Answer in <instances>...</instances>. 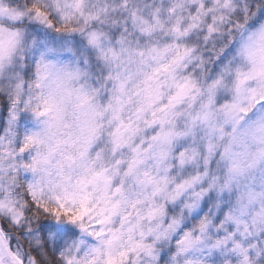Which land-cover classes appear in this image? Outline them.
Here are the masks:
<instances>
[{
	"label": "snow or ice",
	"instance_id": "1",
	"mask_svg": "<svg viewBox=\"0 0 264 264\" xmlns=\"http://www.w3.org/2000/svg\"><path fill=\"white\" fill-rule=\"evenodd\" d=\"M253 7L264 14V0H257L255 5L248 0H191L190 6L186 0H173L163 11L154 8L147 15L134 0H118L114 5H92L89 0H8L7 4L0 3V14H7L16 22L29 18L34 24L57 33L77 31L71 27L77 18L86 28L90 23L108 19L112 13L122 10L142 37L151 38L158 31H167L176 41L141 47L139 41L133 46L122 36L119 51L109 48L106 53L102 52L105 60L115 62L120 69L108 77L115 82L116 94L104 109L105 112H111L112 120L116 122L111 134L113 154L128 147L131 158L127 162L116 160L112 167L99 170L95 169V161H89L82 165L83 172L75 183L70 175L65 174V167L71 168L78 159L83 161L86 158L102 127L95 123V118L103 113L92 108L86 113L81 135L76 141H57L55 147L49 148L47 155L38 153L33 158L31 167L35 171L38 166L50 164L51 157L61 144L76 148L75 155L62 154V160L57 163L56 174L60 179L29 183L26 198L17 200L6 197L0 200V264H137L131 258L139 257L140 254L151 261L158 259L154 252L155 243L169 240L179 228L181 220L173 218L167 227L160 223L153 227L152 222L162 221L167 214L166 203L175 202L186 190L202 180L199 175L177 180L168 174L171 168L167 166V160L173 145L191 131L189 128L177 132L172 126L177 116L175 109L185 99L195 102L199 94V89L190 79L186 78L183 82L176 80V68L186 66L197 50L190 43H214L222 35V28H227L229 24L239 26L241 20L248 19L252 14ZM186 8L188 11L185 15ZM164 12L167 13V20L164 19ZM56 20L60 21L59 26ZM85 39L90 46L100 47L99 32L87 31ZM180 40L188 43L181 44ZM261 63L264 64V59ZM252 76L264 78V67L239 80L232 102L223 104L219 110L212 107L219 82L209 85L207 103L202 104L201 110L192 117L193 126L197 121L209 124L212 131L218 133L217 141L222 142L220 157L228 165V176L223 188L230 187L233 179L264 160V148L256 152H249L246 146L243 151L236 150L241 145L236 134L237 127L244 114L252 105L264 104V85L259 89L242 88ZM165 88H175L172 94L167 95V102L163 91ZM82 102H88L86 95ZM133 104L135 119L129 116L125 120L124 110ZM48 111L50 107H45L44 113ZM220 114L223 122L218 126L212 124ZM149 116L151 119L147 118ZM141 118L148 127H158L159 131L147 141L133 144L140 131ZM229 124L232 126L230 133L225 131V126ZM261 127L264 128V125ZM34 142L35 137H27L21 151ZM261 142L264 143V137H261ZM220 146V143L210 141L207 145L209 157ZM175 151L179 153L176 158L181 168L197 155L195 149L189 152L188 149L180 151L176 148ZM149 160L154 162L152 167H148ZM208 162L206 157L205 164ZM44 170L47 172V168ZM117 177L119 182L115 183ZM128 180L133 181V191H126ZM217 180V177L211 178L209 190L217 185ZM44 183H47V189ZM203 195V192L196 193L197 200ZM259 197H264V193L259 194ZM257 198V194L249 193L248 203L251 204ZM238 204V212L230 211L219 221L217 232L223 231L222 236L214 239L210 236L212 222L207 216L199 221L194 230L182 231V235L176 239L173 264L181 256L189 257L183 264H205V260L191 256L192 253L204 251L225 256L224 264H232L228 256L236 257L235 264H259L260 258L264 257V247L252 243V237L264 231V203L252 216L250 223L244 219L248 205L241 201ZM185 207L193 209L196 205L188 204ZM42 215L54 217L57 224L66 221L68 225L74 226L76 235L70 242H61L58 232L43 230L48 225L41 221ZM117 218L118 226L113 227ZM226 225L232 227L226 229ZM85 236L97 242L89 244ZM149 237L153 243L146 242ZM49 242L52 243L51 248L48 247Z\"/></svg>",
	"mask_w": 264,
	"mask_h": 264
},
{
	"label": "clouds",
	"instance_id": "2",
	"mask_svg": "<svg viewBox=\"0 0 264 264\" xmlns=\"http://www.w3.org/2000/svg\"><path fill=\"white\" fill-rule=\"evenodd\" d=\"M140 5L141 11L147 15L154 8L166 9L173 0H134ZM243 2V0H242ZM255 5L257 0H248ZM7 4L8 0H0ZM92 5H114L118 0H89ZM191 4V0H186ZM188 9H185V15ZM53 11V16L55 17ZM167 20V13L164 12ZM235 20V17L232 18ZM57 25L60 21L56 20ZM71 27L77 31H61L47 29L34 24L29 18L22 22L12 20L7 14H0V98L5 100L7 116L4 124L0 127V200L6 197L14 199L26 198L27 186L37 181L58 180L56 165L62 160L63 155H75L76 148L69 144H61L60 149L51 157L50 164L38 166L33 171L31 165L37 154L47 155L50 147H55L57 141H76L81 135L83 122L87 118L86 113L95 108L103 113L96 116L95 123L101 125L97 138L93 141L86 158L77 160L71 168L65 167L64 172L70 175L75 183L78 176L83 172V164L95 161V169L112 167L116 160L127 162L131 158V150L128 147L120 149L113 154L112 132L116 122L112 120L111 112L104 109L116 94L114 81L108 79L109 75H115L120 70L115 62L105 60L102 52L106 53L109 48L119 51V43L123 36L133 46L139 41L141 47L149 44L176 42L167 31L157 32L153 37H142L131 24L126 12L122 10L112 13L108 19L90 23L85 28L77 18ZM127 29V31L125 30ZM87 31H97L101 34L100 47L90 46L85 39ZM222 35L214 43L205 45L203 42L190 43L197 50L186 66L176 68L175 77L178 82L190 79L199 89L195 102L187 99L179 104L175 112L176 118L172 122L177 132L191 129L189 135L177 140L173 145V151L167 160V166L171 168L168 173L177 180H183L199 175L202 180L186 190L175 202H167V214L163 220L152 222L154 227L157 223L167 227V223L173 218L181 220L177 231L167 241L155 243L154 252L158 257L151 261L149 257L140 254L133 256L137 264H173L172 257L176 253V239L182 235V231L194 230L199 221L208 217L212 222L209 233L214 239L222 236L223 231L217 232L219 221L224 215L238 212L241 201L248 205L244 219L251 222L252 216L257 212L264 197V160L259 161L255 167L249 168L243 175L233 179L230 187L222 185L228 176V165L221 159L222 142L217 141L218 133L213 132L209 124L199 121L192 125V117L201 110V105L208 101V86L219 82L213 99V109L219 110L225 103L232 102L236 95V84L254 70L264 67L261 63L264 59V14H260L255 7L248 19L241 20L239 26L229 24L221 29ZM181 44L188 43L180 40ZM264 85V78L252 76L242 85L243 89H259ZM165 102L167 95L172 94L175 88H165ZM85 95L88 102L83 103ZM50 107V111L44 113V108ZM135 105H129L123 112V118L134 116ZM151 119V117H147ZM223 122L222 114L218 115L211 123L219 125ZM264 104H254L244 114L237 127V136L241 145L237 151H243L244 146L249 152H256L264 148L261 137H264ZM140 131L136 135L133 144L141 140L147 141L159 131L158 127H148L143 118L139 121ZM226 132L232 131V126H225ZM29 136L36 138V142L30 144L21 151ZM227 139V137H226ZM220 143V147L209 157L207 145L209 142ZM180 151L195 149V159L184 167L179 166L177 160ZM99 155V159L97 156ZM208 164H205V158ZM153 161L149 160L148 167H152ZM47 168V172L44 170ZM123 171V165L121 166ZM205 173L207 175L205 176ZM212 177H217V185L209 190V182ZM119 182V177L115 183ZM47 189V183H44ZM133 181L128 180L126 191H133ZM204 195L197 200L196 193ZM249 193H255L258 198L251 204L248 203ZM160 202L164 203L163 200ZM188 204L196 207L189 209ZM205 204L207 205L205 208ZM41 221L48 225L44 231L52 230L59 233L58 239L71 241L76 235L74 226L66 221L59 224L52 216H41ZM119 219H116L118 226ZM148 224L145 222V227ZM232 227L226 225L225 228ZM79 238V236H77ZM89 244L97 241L92 237L85 236ZM147 243H153L149 237ZM252 243L264 247V231L255 233ZM49 248L52 243L49 242ZM191 256L205 260V264H224L225 256L210 254L207 251L192 253ZM189 257H178L176 264H183ZM228 260L235 264L236 257L228 256ZM259 264H264V257L260 258Z\"/></svg>",
	"mask_w": 264,
	"mask_h": 264
},
{
	"label": "trees",
	"instance_id": "3",
	"mask_svg": "<svg viewBox=\"0 0 264 264\" xmlns=\"http://www.w3.org/2000/svg\"><path fill=\"white\" fill-rule=\"evenodd\" d=\"M7 116V109L5 107V100L3 98H0V127H2V125L5 122ZM206 204H205V208H206ZM12 245L15 246V241H13Z\"/></svg>",
	"mask_w": 264,
	"mask_h": 264
},
{
	"label": "rangeland",
	"instance_id": "4",
	"mask_svg": "<svg viewBox=\"0 0 264 264\" xmlns=\"http://www.w3.org/2000/svg\"><path fill=\"white\" fill-rule=\"evenodd\" d=\"M13 246V248L15 247L14 245H12Z\"/></svg>",
	"mask_w": 264,
	"mask_h": 264
}]
</instances>
